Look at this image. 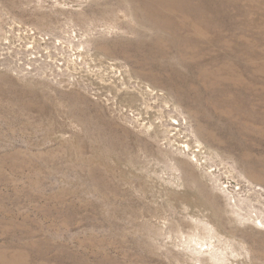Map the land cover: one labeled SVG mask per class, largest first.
Instances as JSON below:
<instances>
[{
  "label": "rangeland",
  "instance_id": "374dc122",
  "mask_svg": "<svg viewBox=\"0 0 264 264\" xmlns=\"http://www.w3.org/2000/svg\"><path fill=\"white\" fill-rule=\"evenodd\" d=\"M0 264H264V0H0Z\"/></svg>",
  "mask_w": 264,
  "mask_h": 264
}]
</instances>
